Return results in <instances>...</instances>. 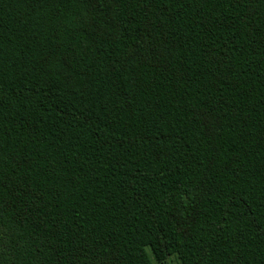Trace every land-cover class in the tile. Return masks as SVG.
Instances as JSON below:
<instances>
[{"label": "trees", "instance_id": "16d2710c", "mask_svg": "<svg viewBox=\"0 0 264 264\" xmlns=\"http://www.w3.org/2000/svg\"><path fill=\"white\" fill-rule=\"evenodd\" d=\"M264 264V0H0V264Z\"/></svg>", "mask_w": 264, "mask_h": 264}, {"label": "rangeland", "instance_id": "374dc122", "mask_svg": "<svg viewBox=\"0 0 264 264\" xmlns=\"http://www.w3.org/2000/svg\"><path fill=\"white\" fill-rule=\"evenodd\" d=\"M147 252L153 264H181V261L178 258L177 254L171 255V257L167 259L164 263H159L154 259L153 253L149 247H147Z\"/></svg>", "mask_w": 264, "mask_h": 264}]
</instances>
